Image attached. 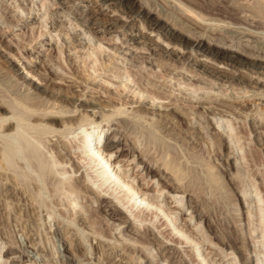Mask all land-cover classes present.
Returning a JSON list of instances; mask_svg holds the SVG:
<instances>
[{"label":"rangeland","instance_id":"obj_1","mask_svg":"<svg viewBox=\"0 0 264 264\" xmlns=\"http://www.w3.org/2000/svg\"><path fill=\"white\" fill-rule=\"evenodd\" d=\"M176 1L121 0L112 4L111 0H0V99L14 97L16 102L21 101L24 106L15 102L20 114L28 113L29 107L25 108V104L43 103L47 98L56 96L68 105L69 102L72 104L85 99L88 102L97 101L95 104L89 103L94 105L88 108L91 119L83 117L73 127L64 130L69 131L67 136L76 139L75 144L82 142L81 136L92 139L101 130L100 143L106 142L116 131L123 132L119 144V149H122L115 150L117 148L112 147V160L125 157L119 163L122 164L119 170L126 167L129 180L135 177V172L138 173L132 180L136 186L140 187L136 179L144 181L147 186L153 184L154 196L157 195L156 188L162 187L158 199L162 208L168 207L163 199L169 188L166 182L172 180H167L170 176L161 171L160 163L177 159L178 162L172 163L176 164L175 168L181 173L178 174L184 183H181L178 191L170 192L174 193L169 198L173 202L167 210L176 208V214L173 215V218L177 216L175 224L170 221L172 215L167 218L161 208L158 228L149 219L139 225L130 213L142 215L140 207L148 205V199L139 204V196L132 206L136 192L127 201L122 190L127 184L118 187L111 179L106 180L98 164L94 165L87 159L88 162L80 160L77 145L72 148L71 154H65L66 149L61 142L58 145L51 143L53 139H50V133L46 136L40 130L26 126L14 138V129L5 130L10 136L0 137V149L4 141L10 146L13 141L19 144L14 145L18 148L11 146V152L6 151L4 157L0 155V264H28L30 261L31 264H264V131L254 130L252 124L254 121L258 123L259 116L264 114V69L261 67L264 61L250 59L247 53L253 49L246 44L249 39L252 44L257 41L259 46H264V39L253 37L260 33H251L242 28L248 23L240 17H228L234 25V29L226 31L234 42L230 41L231 47H221L222 42L217 41L211 43L212 54L200 50L198 53L204 55L196 56L198 53L191 50L192 39L188 35H183L181 41L173 35L175 38L166 44L164 39L171 36L160 34L158 27L167 22L181 24L182 18L176 12L174 3ZM179 1L207 16L216 15L203 3L211 0ZM213 1L228 4L238 14L249 8L245 6L246 3L248 5L245 2L247 0L244 4L241 2L243 0ZM250 5L255 6V3ZM140 6L143 10L137 15ZM148 8L151 10L148 19L161 15L155 27L147 28L145 14ZM113 17H117V25L100 30L107 19ZM96 21L98 23L94 24ZM239 24L242 26L240 29ZM87 25L91 27L90 31L85 29ZM142 28L145 35L132 39L133 33H138ZM41 30L44 31L42 34ZM216 48L222 49L217 58L213 56ZM182 50L183 53H179ZM230 52L236 54L235 59L239 63L226 62ZM200 59L218 66L224 75L205 72L196 64ZM23 64L32 66L24 69ZM253 66L258 68L256 73L253 68H247ZM28 68L33 69L32 74L35 75L23 80V73ZM96 68L98 70L95 71ZM87 70L91 73L89 77ZM234 73L249 75L247 82L227 79ZM34 80H42V84L37 86L33 84ZM28 81H31L29 85L34 89L33 93H29L23 84ZM57 90H60L59 94ZM77 96L81 100H76ZM13 99L8 101L12 102ZM140 101L146 105L141 107ZM150 104H168L170 108L162 106L159 110L165 113L154 114L151 118ZM175 104L185 114L171 108ZM113 106L117 112L134 106L141 107L147 113L129 116L127 113L115 112L117 116L114 113L111 115L113 118L109 116L108 119L92 115L93 111L111 113ZM3 110V114H9L6 109ZM190 121L193 125L189 124ZM54 126L62 129L58 122ZM24 132L30 137H26ZM54 137L57 138V135ZM25 139L29 142L24 143ZM41 139L43 143L39 142ZM126 145L132 149H125ZM38 149L41 155L37 153ZM22 151L24 155L19 153ZM133 153L135 158L128 165ZM13 154L18 156L14 157ZM37 156L44 158L41 161ZM2 158L7 162L11 158L13 166L7 167ZM35 158L43 164L36 163ZM54 159L59 163L54 164ZM32 160L37 167L31 163ZM145 160L150 161L152 171L148 172L141 166ZM43 169L46 173H43ZM41 173L44 176L47 174L49 178L45 176L43 179ZM53 181L60 183L61 187ZM120 181L122 179L118 183H124ZM96 192L100 195L96 196ZM179 199H182L181 208L176 207ZM121 201L126 203L122 204ZM113 208H119L116 215L110 214ZM149 210L147 207L144 212ZM190 214H193V218L188 222L187 232H191V236L197 240L201 239V243L193 240L178 242L180 239L175 227L183 226ZM148 224L151 231L143 232ZM158 229L172 240L161 236ZM154 236L157 242H152ZM158 238L165 242L161 247ZM204 238L207 239L205 242L202 241ZM64 239L68 244L71 243L69 248L72 252H66L73 256L69 261L59 256ZM210 239L217 244L218 250L223 248L220 249L223 251L210 248ZM124 243L135 246V249L132 247L124 252L126 246L121 248ZM165 244L167 247L162 250ZM88 247L92 251L90 258L86 257ZM168 247L171 252H168ZM174 247L180 250L170 260ZM113 250L115 253L111 257L114 256V259L106 258V251L110 253ZM208 251L211 253L206 256ZM204 256L206 263L203 261Z\"/></svg>","mask_w":264,"mask_h":264},{"label":"bare ground","instance_id":"obj_2","mask_svg":"<svg viewBox=\"0 0 264 264\" xmlns=\"http://www.w3.org/2000/svg\"><path fill=\"white\" fill-rule=\"evenodd\" d=\"M106 1H109V0H106ZM112 1V4L113 3H115V2H118V1H121V0H111ZM195 1H198V0H195ZM244 1L245 0H243V1H241L243 4H244ZM251 1H253V2H251ZM251 1H249V0H247V1H245V2H248V5H246L245 4V6H247V7H249V8H246V7H244V8H246V10H244V11H242V14H238V11H236V10H234V8L232 7H229V6H227L228 4H225V3H220V2H217V1H213V0H211V1H201V2H203L204 4H205V6H207V8L209 9V10H214L215 11V13H216V15H214V16H207L205 13H203V12H201L200 10H197V9H194L192 6H190V5H188V4H186V3H184V2H181V1H176V2H174L175 4H176V12L178 13V15L182 18L181 20V24H177V23H175V22H173V23H169V22H165L166 24L165 25H163V26H160V27H158V30H160V34H165V35H170L171 37L170 38H167V39H164V40H166L167 41V43L166 44H170L171 43V41L173 40V38H177L179 41H181L182 39H181V37H183V35H188L192 40L190 41L191 42V50H194L195 52H199L200 50H203V52H205V51H207V52H210V54H212L211 53V43H213V44H215L217 41L219 42H222V45H221V47H224V46H230L231 45V43H230V41H232L233 42V39L230 37L231 35H228L227 34V32L226 31H230L231 29H234V25H232V23H233V21L232 20H229V19H227L228 17H240L241 19H242V21L244 20V22H246V23H248V24H246V26L244 27H242L241 26V24H239L240 26H239V29H240V27H242V28H246V29H248L249 30V32H251V33H253V32H255V33H260L261 35H259V34H253L254 36L253 37H255V36H258L259 38H261V39H264V0H251ZM171 2V1H170ZM251 3H255V6L254 5H250ZM171 4H172V2H171ZM250 5V6H249ZM172 6V5H171ZM242 7V6H241ZM240 7V8H241ZM151 8V7H150ZM150 8H148V9H146V14H145V17L147 18L146 20V23H148V26H147V28H151V27H155V26H157V24L159 23V21H160V19H161V15L160 16H157L156 18H152V19H148V14L151 12V10H150ZM243 8V9H244ZM239 9V8H238ZM143 9H142V7L140 6V8H138V10L136 11V13H137V15L138 14H140L141 13V11H142ZM174 10H175V8H174ZM242 10V9H241ZM173 11V10H172ZM213 12V11H212ZM240 12V11H239ZM163 15V14H162ZM91 16V15H90ZM93 17H95V15H93ZM180 19V18H179ZM178 19V20H179ZM144 21V20H143ZM175 21V20H174ZM85 22V21H84ZM88 22H91V21H87V23ZM117 22H118V20H117V17L115 18V17H113V18H109V19H107V21L105 22L106 24H105V26H104V28H102V29H100V30H105V29H108V28H110V27H113V26H115V25H117ZM95 23H98V21H96V22H94V24ZM143 24V23H142ZM243 25V24H242ZM248 25V26H247ZM237 26V25H236ZM107 27V28H106ZM238 27V26H237ZM252 28H258V29H260L261 28V30H259V31H257V30H255V29H252ZM62 29V28H61ZM85 29L86 30H88V31H90L91 30V27L90 26H88L87 25V27H85ZM163 31V32H162ZM44 31L43 30H41V34L43 33ZM51 32V31H50ZM243 32V31H242ZM3 33V32H2ZM52 33V32H51ZM244 33V32H243ZM116 35H117V33H116ZM145 35V31L143 30V28L142 29H139V32L138 33H133V36H132V39H136L137 37H142V36H144ZM173 35L175 36V37H173ZM246 35H247V33H246ZM248 35H251V34H248ZM119 38V37H118ZM234 38V37H233ZM249 38H251L250 36H249ZM256 38V37H255ZM81 40V39H80ZM237 40V39H236ZM157 41V40H156ZM235 41V40H234ZM244 41V40H243ZM249 41V39H247L246 40V44H247V46H249V47H252V49H253V51H250V53L248 52L247 53V55H248V57L250 58V59H257V58H259V59H262L263 61H264V46H259L256 42L257 41H254L255 43L254 44H252L250 41ZM207 42V43H206ZM209 42V43H208ZM260 42H262V41H260ZM264 42V41H263ZM234 43V42H233ZM237 43V42H236ZM235 43V44H236ZM245 44V43H244ZM255 44H257V45H255ZM161 45V44H160ZM163 45V44H162ZM239 45H241V42L239 43ZM151 46V45H150ZM206 46V47H205ZM219 46V45H218ZM157 47V46H156ZM165 48H167L166 46H164ZM205 47V48H204ZM213 47V46H212ZM231 47V46H230ZM129 48V47H128ZM214 48H215V46H214ZM238 49V48H237ZM96 50V49H95ZM216 50V52L213 54V56H216V58L217 57H219V53L222 51V49L221 48H216L215 49ZM239 50V49H238ZM244 51V50H243ZM65 52V51H64ZM179 53H183V50H182V52H180L179 51ZM89 54V53H88ZM190 54H192V51L190 52ZM204 55L203 53H198L196 56H198V55ZM67 55V54H66ZM69 55V54H68ZM62 56V55H61ZM235 56H236V54L235 53H231L230 52V57L229 58H227V60H226V62L228 61H230V63H239V60H236L235 59ZM66 58H67V56H66ZM98 58V57H97ZM192 59H193V57H191ZM64 59V58H63ZM195 60H196V57H195ZM200 62H198V63H196L197 65H199V66H201L202 68H203V70L205 71V72H208V73H213V75L214 74H220V75H224V73H223V71L221 70V69H219V68H217L218 66H216V65H213V64H211L210 62H207L205 59H200L199 60ZM227 62V63H228ZM229 63V64H230ZM104 64H106V63H104ZM31 66H32V64H30V65H25V64H23V68L25 69L26 67H30L31 68ZM79 66V65H78ZM99 66V65H98ZM263 69H264V65H262L261 66ZM88 68V67H87ZM101 68V67H100ZM247 68H253L254 70H253V72H255L256 73V70L258 69H256V67L255 66H253V67H247ZM103 69V68H102ZM16 70H20L19 68H17ZM33 69H29L28 68V70L25 72V73H23L24 74V79L23 80H25L26 78H32V76H34L35 74L33 73L32 74V71ZM96 70H98L97 68L95 69V71ZM17 72V71H16ZM22 72H24L23 70H22ZM94 72V71H93ZM263 72H264V70L262 71V74H263ZM29 73H30V75H29ZM99 74L100 73H98L97 75L99 76ZM30 77H29V76ZM87 75H88V77L89 76H91V73L87 70ZM97 75H96V77H97ZM120 75V74H119ZM122 75V74H121ZM57 76V75H56ZM79 76V75H78ZM248 76L249 75H245V74H242V73H234L233 75H230V76H227L228 78L227 79H240V81H244V82H247V80H248ZM76 77V76H75ZM39 78V77H38ZM37 78V79H38ZM15 79V78H14ZM29 80V79H28ZM257 80H259V79H257ZM22 81V80H21ZM227 81V80H226ZM29 82V81H28ZM31 82V81H30ZM30 82L29 83H27V82H25V83H23L24 85H25V88L27 89V91L29 92V93H33L34 92V89H32V87L29 85L30 84ZM257 82V81H256ZM34 83H36V85L38 86L39 84H42V80H34V82H33V84ZM35 85V86H36ZM127 84H125V86H126ZM37 86H36V88H37ZM250 88V87H249ZM83 89V88H82ZM255 89V88H254ZM23 90V89H22ZM146 90V89H145ZM252 90V89H251ZM58 91L60 92V90H57V93H58ZM4 93V92H3ZM56 92H55V95L57 94ZM78 93H80V92H78ZM77 93V94H78ZM59 94V93H58ZM2 95V94H1ZM25 95V94H24ZM82 95H83V93H82ZM19 96V95H18ZM49 96V95H48ZM52 96V95H51ZM74 96V95H73ZM216 96V95H215ZM6 97V96H5ZM33 97V96H32ZM66 97V96H65ZM75 97V96H74ZM78 97V96H77ZM85 97V96H84ZM158 96H156V98H157ZM0 98H2V97H0ZM8 98V97H7ZM11 99H13L14 97H10ZM9 98V99H10ZM27 98V97H26ZM30 98H31V96H30ZM159 98H162L161 96H159ZM165 98V97H164ZM9 99H0V137L1 138H6V136L7 135H9L10 136V134L9 133H5V130L7 131L8 129H10V130H12V129H14L13 131H14V133H13V137H14V135L15 134H19L20 135V131H21V129H22V127H26V126H28L29 128H35V129H37V130H40V132H42V133H44V134H46V136H47V134L48 133H50L51 134V138L50 139H53L52 140V144H57L58 145V143L59 142H61V145H64L63 147L66 149V152H65V154L66 153H68V154H71L72 152V148H74L76 145H77V150H79V153H78V155L80 156L79 158H81L80 160H88V161H92L93 163H94V165H99L101 168H102V175L104 174V176H106L105 178H106V180L107 179H111L112 181H114L115 182V184H117V186L118 187H123V185H126L127 184V186L125 187V189H123L122 188V190H124L123 192H124V194H125V196L127 197V201H129V200H131L133 197H134V193L136 192V199L134 200V202H132L133 204H131L132 206L134 205V203H136V201H137V199H138V197L140 196V199H139V204L141 203V201H145V200H147L148 199V201H147V203H148V205H146L145 207H143L144 205H142L141 207H140V209H141V211H142V215H140L139 213H135V212H131L130 214H132V216H133V218H134V220L135 221H138L137 223L139 224V225H143V222L145 221V220H147V219H149L150 220V222L156 227V228H158V225H157V223L159 222V219L161 218V215H160V209L162 208V204L161 203H159L158 202V199H159V195L162 193V191H163V188L162 187H159V188H156V192H157V195L156 196H154V193H153V184L152 185H145L146 183L143 181V182H139V179H136V182H138L139 184H140V187L139 186H136L135 185V183H132V180H134L135 179V177L138 175V173H136L135 172V177H133L132 178V180H129V173H128V170H127V168L126 167H124V169H122V170H119L120 168L119 167H121V165H119V163L122 161V160H124L125 159V157H121L120 159H118V160H116V161H114V160H112V155H113V152H114V150H113V148L114 147H116L117 149H115V150H121L122 149V147L119 149V144H120V136L122 135V133L123 132H120V133H118V131H116L115 133H113V136L110 138V139H108L106 142H104V143H100V141H99V136H100V133H101V131H99L98 133H97V135H96V137H92V139H88L85 135H83V136H81L80 137V139L82 140V142H77L78 144H75V140L74 139H72V138H70L69 137V135L67 136V134H68V130L67 131H64L65 129H70L71 127H73V125H74V123L75 122H77V120H79V119H81V118H83V117H86V118H92V117H90V113L88 112L89 111V106H93L94 107V105H92V104H89L90 102H94V104H95V102H97V101H92L91 99V101L90 102H88V100H86L85 98V101H80V102H74V103H70L69 102V105L68 104H66L65 102L64 103H62V100H60V99H58V96H56L55 98H52V99H50V98H47L45 101H43V103H36V104H29L28 106H27V104H25L26 105V107L25 108H27V107H29V110H28V113L27 114H25V113H18L19 111V109H17V107H18V104H16V103H19V105H22V106H24V104L23 103H21V101H19L18 100V102H16V100H14L13 99V101L12 102H10V101H8ZM77 99H80L81 100V97L79 98H76V100ZM22 100V99H21ZM63 100H65V98H63ZM143 101V100H142ZM142 101H140V106L141 105H146V103H144L143 104V102ZM16 102V103H15ZM161 102V101H160ZM174 103H175V101H174ZM181 103V102H180ZM162 106H164L163 108H170V107H167L168 106V104L167 105H164V104H160V106H153L152 104H150V106H149V108H151L152 110L150 111V114H151V118L153 117V115L154 114H164L165 112H162L161 110H159V109H161L162 108ZM217 106V105H216ZM109 107V106H108ZM142 107V106H141ZM141 107H134V106H132L129 110H127V109H125V108H123L121 111H115L116 110V107L115 106H113L112 107V111H111V113H108V114H102V113H100L99 111V113H97V111H93V114L92 115H96V116H100V119H108L109 118V116H111L112 114H114L115 112H117V113H127V115H129V116H141V115H143L144 113H147V112H144L143 111V109L141 108ZM19 108V107H18ZM171 108H176L175 110H178V111H180V112H182L183 114H185V111H183V109H181V107H179V105L178 104H175L174 106H172ZM2 109H6L8 112L7 113H9L8 115L6 114H3V112L1 111ZM93 109V108H92ZM109 109V108H108ZM117 109H118V107H117ZM3 110V111H4ZM27 110V109H26ZM119 110H120V108H119ZM10 111V112H9ZM6 112V111H5ZM21 112V111H20ZM25 112V111H24ZM105 113V112H104ZM117 113H115V115L117 114ZM260 113H262V111L260 112ZM264 114H261L260 116H259V122L258 123H255V121L254 122H252V124L254 125V130H257L258 129V132L260 131V132H262L263 133V131H264V125H263V122H264V116H263ZM117 116V115H116ZM112 117V116H111ZM113 118V117H112ZM85 119V118H84ZM191 119V118H190ZM56 122H58L62 127V129H60V126H58V127H56V126H54V124L56 123ZM80 122H82V121H80ZM114 122V121H113ZM116 122V121H115ZM120 122V121H119ZM192 121H190L189 122V124H192L191 123ZM14 123V124H13ZM12 124L14 125V126H12ZM79 124V123H78ZM155 124V123H154ZM77 125V124H76ZM193 125V124H192ZM75 127V126H74ZM121 128V127H120ZM125 128V127H124ZM28 130V129H27ZM30 130V129H29ZM32 130V129H31ZM123 130V129H122ZM4 131V132H3ZM12 131V132H13ZM9 132V131H8ZM28 132V131H27ZM27 132H24L25 134L27 133ZM37 132H39V131H37ZM75 132H77V131H75ZM79 132V131H78ZM5 133V134H4ZM174 133V132H173ZM36 134V133H35ZM24 135V134H23ZM27 136L26 137H30V135L29 134H26ZM54 135H57V138H55V140H54V138H53V136ZM125 135V134H124ZM124 135L122 136V137H124ZM193 135V134H192ZM219 135V134H218ZM261 135H263V134H261ZM8 136V137H9ZM95 136V135H94ZM127 136V135H126ZM12 137V139H14ZM25 137V136H24ZM25 137V138H26ZM28 137V138H29ZM33 137V136H32ZM66 137H68V138H66ZM168 137H170V136H168ZM261 137V136H260ZM19 139V137H17L16 136V139ZM98 138V139H97ZM125 138V137H124ZM17 139V140H18ZM23 139V138H22ZM27 139V138H26ZM26 139H25V141H24V143H28L29 142V140H31V138L28 140V141H26ZM46 139V138H45ZM241 139V138H240ZM37 140V139H36ZM93 140H95L94 141V144L93 145H91L92 143H93ZM22 141V140H21ZM21 141H20V143H21ZM31 141H33V139L31 140ZM38 141V140H37ZM36 141V142H37ZM42 141V139L39 141V142H41ZM45 141V140H44ZM2 142V141H1ZM17 142H19V141H17ZM23 142V141H22ZM34 142V141H33ZM38 142V143H39ZM47 142V141H46ZM4 143V146H2V148L0 149V155H2L3 157L5 156V152L6 151H9V152H11V146H13V147H17V146H14L15 145V143L16 142H14L13 141V145L11 144V146H10V144L8 143V142H6L5 143V141L3 142ZM11 143V142H10ZM24 143H22V145L24 144ZM32 143V142H31ZM41 143H43V142H41ZM19 144V143H18ZM17 143H16V145H18ZM40 144V143H39ZM45 144V143H44ZM27 145V144H26ZM32 145H33V143H32ZM41 145V144H40ZM36 146H37V144H36ZM103 146V148H101ZM20 147V146H19ZM24 147H25V145H24ZM31 147H33V146H31ZM38 147V146H37ZM36 147V148H37ZM113 147V148H112ZM126 147H127V145H126ZM125 147V149H132V147L131 146H129V147H127L126 148ZM242 147V146H241ZM18 148V147H17ZM21 148V147H20ZM19 148V149H20ZM26 148H28L27 146H26ZM39 148V147H38ZM54 148V147H53ZM56 148V147H55ZM19 149H16V151L17 150H19ZM25 149V148H24ZM63 149V148H62ZM32 150H33V148H32ZM36 150V149H35ZM34 150V151H35ZM108 151L109 150V152H106V153H104L105 151ZM13 151H15V150H12V152ZM16 151H15V153H16ZM19 151H21V150H19ZM25 151L26 150H24V153H25ZM27 151H28V149H27ZM34 151H32V152H34ZM61 151V150H60ZM8 152V153H9ZM32 152H30L31 154H32ZM36 152V151H35ZM39 152V149H38V151H37V153ZM50 152V151H49ZM59 152V151H58ZM74 152H75V150H74ZM20 154H23L24 155V153H23V151L22 152H19ZM27 153H29V152H27ZM29 153V154H30ZM40 153V152H39ZM42 153V152H41ZM41 153L39 154V155H41ZM47 153V152H46ZM229 153V152H228ZM34 154V153H33ZM44 154V153H43ZM42 154V155H43ZM55 154V153H54ZM64 154V156H66ZM104 154V155H103ZM250 154V153H249ZM6 155H7V153H6ZM15 154H13L12 156H14ZM36 155V154H35ZM61 155H63V154H61ZM77 155V156H78ZM133 155V157L131 158V160L129 161V163H128V165L129 164H131L132 162H133V160H134V158H135V153H133L132 154ZM252 155V154H251ZM10 156V155H9ZM16 156H18V155H16ZM16 156H14V157H16ZM30 156V155H29ZM44 156V155H43ZM54 156V155H53ZM63 156V157H64ZM137 156V155H136ZM24 158L26 157V156H23ZM27 157H28V155H27ZM37 157H40V156H37ZM55 157H56V155H55ZM70 157V156H69ZM72 157V156H71ZM141 157V156H140ZM0 158H1V156H0ZM6 158L8 159V157L6 156ZM13 158V157H12ZM29 158V157H28ZM34 158V157H33ZM44 157H40V160L42 161V159H43ZM173 158V157H172ZM3 159V158H2ZM47 159V157H46V155H45V160ZM49 159V158H48ZM56 159V158H55ZM55 159L53 160L54 162H55ZM58 157H57V161H58ZM65 159V158H64ZM64 159H62V163H63V160ZM67 159H68V157H67ZM169 159V158H168ZM174 159H175V157H174ZM4 160V162H6L5 164H6V166L8 167V166H13V164L14 163H12L13 161L11 160V158H10V162L8 161H6V159H3ZM35 162L37 163H39L40 162V160L39 161H37V159L35 158ZM49 160H51V159H49ZM86 160V161H87ZM1 162H2V160H0ZM33 161V160H32ZM48 161V160H47ZM47 161H44V162H47ZM53 162L54 164H57V163H59V162ZM87 161V162H88ZM35 162L33 161V162H31V163H34L35 164ZM149 162L150 161H147V160H145L144 162H143V164L141 165L146 171H148V172H150V171H152L153 169H152V167L150 166V164H149ZM157 162H159V161H157ZM161 162V161H160ZM172 162H178L177 161V159L175 160V161H173L172 160ZM171 161H162L160 164L162 165V170L161 171H163V172H165L166 174L168 173L169 174V179H167L168 181L169 180H172V181H169V182H166L168 185H169V188L166 190V192H165V195L166 196H164L165 198L163 199V200H165L166 202V204H168L167 206L169 207L171 204H172V202L173 201H171L170 202V200H169V198H172V195L174 194H172V193H170L171 191H178L179 190V188L181 187L180 185H182V184H184V183H182V177L179 175V174H181V173H179L178 172V169H176L175 168V165H174V163H172ZM7 163H12V165H10V164H7ZM17 163V162H16ZM79 163V162H78ZM1 164V163H0ZM5 164L3 165V166H5ZM39 164H43V163H39ZM38 164V165H39ZM2 165V164H1ZM37 164H35V166H36ZM46 165H48V163H46ZM50 165V164H49ZM52 165V164H51ZM60 165V164H59ZM63 164H61V166H62ZM71 165H72V163H71ZM97 165V166H98ZM137 165H139V164H137ZM15 166V165H14ZM33 166V165H32ZM45 166V165H44ZM43 166V167H44ZM159 166V165H158ZM1 167V166H0ZM20 167H22V166H20ZM25 167V166H24ZM37 167V166H36ZM39 167H42L41 165L39 166ZM38 167V168H39ZM47 167V166H46ZM50 167V166H49ZM159 167H161V166H159ZM3 168V167H2ZM10 169H12L11 167H9ZM14 168V167H13ZM48 168V167H47ZM51 168V167H50ZM57 168V167H56ZM63 168L65 169V167L63 166ZM74 168V167H73ZM98 168V167H97ZM1 169V168H0ZM15 170H17V168H14ZM37 169V168H36ZM49 169V168H48ZM57 169H59V168H57ZM62 169V168H61ZM159 169V168H158ZM180 169V168H179ZM44 170V169H43ZM68 170V169H67ZM181 170V169H180ZM207 170V169H206ZM249 170V169H248ZM8 171V170H7ZM14 171V170H13ZM21 171V170H20ZM40 172H41V170H39ZM49 171H51L50 169H49ZM69 171V170H68ZM118 171V172H117ZM181 171H183V170H181ZM14 172H16V171H14ZM43 172V171H42ZM52 172V171H51ZM142 172V171H141ZM43 173H46V171L44 170V172ZM179 173V174H178ZM8 174V173H7ZM42 174V173H41ZM51 174V173H50ZM162 174V173H161ZM173 174V175H172ZM9 175V174H8ZM19 175H21V173H19ZM43 175V174H42ZM47 175V174H46ZM45 175V176H46ZM52 175V174H51ZM163 175V174H162ZM22 176V175H21ZM31 176V175H30ZM44 175L42 176V178L44 179V177H45ZM113 176V177H112ZM172 176V177H171ZM46 177H48V176H46ZM45 177V178H46ZM140 177H141V175H140ZM49 178V177H48ZM142 178L143 179H145V177H144V175H142ZM163 178H165V176L163 175ZM162 178V179H163ZM22 179V178H21ZM120 179H122V181H120V182H124L123 184H120V183H118V181L120 180ZM255 179V178H254ZM23 180V179H22ZM42 180V179H41ZM27 181V180H26ZM44 181V180H43ZM46 181V180H45ZM63 180H60V182H62ZM53 183H57V184H59V187H61V185H60V183H58V182H54L53 181ZM69 183V182H68ZM132 183V185H129V184H131ZM182 183V184H181ZM62 184V183H61ZM70 184V183H69ZM72 185V184H71ZM87 185V184H86ZM53 186V185H52ZM142 186V187H141ZM27 187V186H26ZM55 187V186H54ZM58 187V188H59ZM86 187V186H85ZM38 188V187H37ZM184 188V187H183ZM56 189V188H55ZM56 190H58V189H56ZM106 191H108V190H106ZM59 192V191H58ZM119 192V191H118ZM259 192V191H258ZM109 193H113V191H110ZM123 194V193H122ZM176 194H177V192H176ZM100 195V193L99 192H96V196H99ZM120 196V195H119ZM150 197H151V199H152V201L150 200ZM119 198V197H118ZM125 198V197H124ZM120 200H122L121 199V197L119 198ZM177 199V198H176ZM175 199V200H176ZM174 200V201H175ZM7 201V200H6ZM122 201H124V200H122ZM121 201V202H122ZM182 201V199H179L178 200V204L176 205V207H178V208H181V206H180V202ZM126 203V201L125 202H122V204H125ZM191 204V203H190ZM189 204V205H190ZM152 206H155V207H152ZM147 207H149V211H147V212H144L145 211V208H147ZM162 208V213H163V215H167V218H168V216H170V215H172V217H171V219H170V221L171 222H173L174 221V224L176 223L175 221L177 220V216H174V218H173V215L174 214H176L175 213V209H173V208H170V210L168 211L167 209H169V208ZM126 208H128V206L126 207ZM194 208V207H193ZM190 210V209H189ZM194 210H195V208H194ZM118 211H119V208H113L111 211H110V214L111 215H116L117 213H118ZM72 213V212H71ZM76 213V212H75ZM73 214V213H72ZM162 215V216H163ZM253 216V215H252ZM166 218V219H167ZM192 218H193V214L191 215H189V217H186V223L184 222L183 223V226H176L175 227V229H177V233H178V237H179V239H180V241H178V242H188V241H191V240H193V241H197V242H200L201 243V239L200 240H197V238H194V236L192 235L191 236V232L189 233V232H187V228L186 227H188L189 226V223L188 222H190V220H192ZM250 219V218H249ZM157 220H158V222H157ZM63 222V221H62ZM64 223V222H63ZM160 224V223H159ZM166 224L168 225L169 223H168V221L166 222ZM59 226V225H58ZM153 226V227H154ZM117 229V228H116ZM146 230H148V233L151 231L150 230V227H149V224L148 225H146L145 227H144V230H143V232L145 231L146 232ZM159 231V234H161V236H163V237H166V235H165V233H163L160 229H158ZM193 230V229H192ZM200 231V230H199ZM202 231V230H201ZM95 232V231H94ZM120 232V231H119ZM157 232V233H158ZM251 232V231H250ZM76 233V232H75ZM264 233V232H263ZM146 234V233H145ZM151 235H153V234H151ZM173 235V234H172ZM162 237V238H163ZM190 237H192V239L190 238ZM264 238V237H263ZM155 239H156V241H155ZM166 239L168 240H170L171 239V237H166ZM203 239V238H202ZM117 240H120V239H117ZM128 240H131V239H128ZM158 244H159V246L161 247L162 245H163V243H165V242H163V239L161 240V239H159L158 238ZM172 240V239H171ZM207 240V239H206ZM205 240V238H204V240H202V241H206ZM133 242L135 243V246H136V241L135 240H133ZM141 242V241H140ZM149 242V241H148ZM151 242V241H150ZM152 242H157V237H155L154 236V238H153V240H152ZM210 242H211V244H210V248H213V249H215L216 251H218V252H222L223 250H220V249H223V248H219V250L217 249L218 247H216V245L217 244H215L214 242H213V240L212 239H210ZM142 243H147V242H142ZM77 243H75L74 245H76ZM71 246V243L70 244H68L67 243V240L66 239H64V241H63V243H62V246L60 247V251H61V254H59V256H61V257H63V259L64 260H66V261H69V260H71L72 258H73V256H71V255H69V254H67L66 252H68V253H71L72 252V250L70 251V247ZM126 246V248H125V250H124V252L126 251V250H128L129 248L130 249H132V247H133V249H135L134 247L135 246H132V245H125V243L124 244H122V246H121V248H124ZM147 246V245H146ZM167 247V244H165L164 246H163V248H162V250L163 249H165ZM120 248V249H121ZM138 249V248H137ZM143 249H146V248H143ZM213 249H211V250H213ZM147 251H148V249H146ZM179 250L180 249H177V248H173L172 249V251H174L173 252V254L172 255H170L169 256V259L171 260L173 257H174V254L178 251V253H179ZM149 251H151V250H149ZM170 250H169V247H168V252H169ZM1 252V251H0ZM91 250H90V248L88 247V249H87V251H86V257H89L90 258V255H91ZM124 252L122 253V254H124ZM171 252V251H170ZM112 253H115V251L113 250V252H110V253H108L107 251H106V258L107 257H111V254ZM211 253V251H208L207 252V254H206V256H208L209 254ZM27 256H29L30 254H29V251H27ZM226 255V254H225ZM80 256V255H79ZM140 256V255H139ZM181 256V255H180ZM206 256H204V258H203V261L205 262V258H206ZM82 257V256H81ZM85 258V257H84ZM82 259V258H81ZM114 259V256H112L111 257V259L110 260H113ZM63 260V261H64ZM183 260V259H182ZM196 260V259H195ZM191 261H193L194 262V260L192 259ZM207 261V260H206ZM208 261H209V259H208ZM114 263H116V262H114ZM206 263V262H205ZM222 263H224V262H222ZM28 264H31V261L28 263ZM69 264H70V262H69ZM208 264H213V263H211V262H209ZM231 264V263H230Z\"/></svg>","mask_w":264,"mask_h":264}]
</instances>
